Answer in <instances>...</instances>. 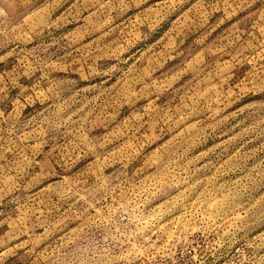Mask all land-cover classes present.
I'll use <instances>...</instances> for the list:
<instances>
[{
	"label": "rangeland",
	"instance_id": "1",
	"mask_svg": "<svg viewBox=\"0 0 264 264\" xmlns=\"http://www.w3.org/2000/svg\"><path fill=\"white\" fill-rule=\"evenodd\" d=\"M0 264H264V0H0Z\"/></svg>",
	"mask_w": 264,
	"mask_h": 264
}]
</instances>
